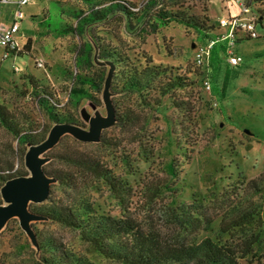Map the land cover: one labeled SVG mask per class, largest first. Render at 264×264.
<instances>
[{"label":"rangeland","instance_id":"rangeland-1","mask_svg":"<svg viewBox=\"0 0 264 264\" xmlns=\"http://www.w3.org/2000/svg\"><path fill=\"white\" fill-rule=\"evenodd\" d=\"M110 2L126 4L132 14L126 17L112 11L103 20L85 26L82 34L68 30L76 25V14L84 15L91 6L105 7ZM174 3L175 0H35L22 6L20 33L14 40L21 45L29 38L30 48L6 58H2L0 48V106L7 110L14 127L31 129L35 134L47 135L59 120L87 129L89 119L106 115L102 90L111 63L112 103H116L119 113L128 109L138 115L137 120L131 125L113 123L103 128L101 141H80L62 134L51 153L43 154L47 159L43 166L64 168L57 157L63 150L80 149L97 157L132 186L128 214L145 229L158 230L168 240L177 237L178 232L182 236L178 229L174 231L170 208L188 202L192 192L203 195L214 183L216 197L207 196L203 201L212 219L211 228L200 230L196 240L216 236L230 243L249 231L242 228L217 236L220 219L264 209V16L261 23H256L257 37L235 43L234 50L242 56L240 63L229 65L218 45L216 51L221 49L220 54H211L196 69L193 56L197 44L204 43L203 36L175 21L156 25L154 15L164 9L199 23L204 18L213 21L238 16L241 8L234 0ZM8 7L0 5L1 13ZM86 42L93 47L92 66H76L79 48ZM142 70L146 74L139 75L148 88L141 95L133 89L125 90L127 78ZM75 75L90 76L101 83V90H89ZM174 75L185 78L181 85L162 95L169 76ZM205 75L211 84L209 91L202 86ZM29 77L38 89L51 94L58 120H51L37 105ZM74 87L88 90L93 98L74 104L68 99ZM27 148L20 147L15 136L0 124L3 169L11 165L12 171L22 170L29 175L24 165ZM72 170L83 183L96 184L97 189L82 184L81 191L87 189L97 212L119 216L117 200L105 185ZM252 179L259 191L248 184ZM155 184L168 188L151 198L150 189ZM51 189L52 196L61 195L55 181L50 183ZM29 224L32 230H42L58 245L84 255L93 264H114L90 253L77 230L44 218L31 219ZM37 255L34 244L19 226L18 217L9 218L0 228V259L6 264H39ZM239 264H264V258L259 262L239 260Z\"/></svg>","mask_w":264,"mask_h":264},{"label":"trees","instance_id":"trees-1","mask_svg":"<svg viewBox=\"0 0 264 264\" xmlns=\"http://www.w3.org/2000/svg\"><path fill=\"white\" fill-rule=\"evenodd\" d=\"M246 1L249 2L253 12L258 16L256 23H261L264 16V0ZM112 11L120 12L126 17L132 14L129 7L121 2H110L105 7L91 6L84 15L82 13L75 15L76 25L68 30L82 34L85 26L103 20ZM170 21L193 28L196 34L202 35L204 39L214 35L218 30L217 20L210 21L209 18H204V20L197 23L178 15L176 12H167L164 9L163 13L154 15L153 22L156 25L166 26ZM238 37L237 42L242 39H249L246 34L242 33H239ZM22 48L27 50L30 48L29 38L19 49L11 50L9 56L18 55ZM92 51L93 47L90 43L86 42L81 45L75 65L91 67L93 60ZM212 54L216 56V48L213 49ZM109 66L113 72V65L110 63ZM194 66L199 69V66L195 63ZM139 74H146V71L142 70L136 75L128 77L124 85L125 90L133 89L138 92V95H141L142 90L148 88L146 80H143ZM75 78L78 77L75 75ZM184 78L178 75L169 76V81L166 87L161 90V94L163 95L170 89L181 85ZM78 79L81 84H87L89 90L93 92L101 90V83L94 81L90 76H81ZM111 79L112 73L109 81V93L114 92ZM29 83L34 89L37 105L42 106L51 120H58L56 113L53 112L54 103L52 102L51 94L43 88L38 89L31 77H29ZM83 98L92 99V93L77 87L70 89L68 99L74 104L79 103ZM113 106L115 108V124L125 126L135 123L138 115L133 114L128 109L119 113L118 106L114 101ZM7 113V110L2 109L0 106V124L15 136L17 144L24 150L26 146L36 144L46 137L44 134L33 133L31 129H17L11 124ZM57 123L74 124V122L68 120H59ZM98 140L101 141L100 136ZM57 143L47 150L44 155L48 156ZM57 157L65 165L64 168L56 169L50 166H43V170L47 176L55 181L56 189L61 195L52 196L54 191L51 189L44 201L39 202L37 205L30 203L29 209L32 213L38 215L39 218L77 230L80 240L87 244V248L92 254H96L114 264H182L188 260H192L193 264H239V260L247 262L256 260L259 262L261 258H264V245H262L264 244L263 208H259L256 211H243L228 220L220 219L217 236L233 234L236 229H248V233L244 232L242 237L233 242L223 241L222 238L216 236H207L200 241L196 240V234L200 230H209L211 228L212 219L207 215L206 205L203 204V201L207 196L216 197L214 183L211 187L206 188L203 195L192 192L188 202L170 208L169 214L173 220L174 231L178 229L182 236H178L180 233L177 231V237L168 240L158 230L145 229L139 221L128 214L130 198L133 197L132 186L127 180L121 179L120 176L114 174L108 165L80 149H74V151L63 150L62 153H57ZM72 168L77 169L90 181L96 180L107 187L120 207L119 216L97 212L94 209L93 201H91L90 195H87V189H84V192L81 191L82 184L86 185L88 182L83 183L78 180ZM168 170L172 172L171 165H168ZM25 174L26 172L22 170L12 171L11 165L7 169H3L0 166V186L10 178L24 176ZM248 184L256 188L257 191L260 190L255 179L250 180ZM88 187L97 189L94 182L88 183ZM151 188L150 197L154 198L162 194L163 190L168 187L163 184H155ZM33 232L35 234L34 246L38 254L39 264H93L84 255L77 254L70 248L58 245L52 237L43 233L42 230L35 229ZM0 264L6 263L0 259Z\"/></svg>","mask_w":264,"mask_h":264},{"label":"water","instance_id":"water-1","mask_svg":"<svg viewBox=\"0 0 264 264\" xmlns=\"http://www.w3.org/2000/svg\"><path fill=\"white\" fill-rule=\"evenodd\" d=\"M111 73L112 69L105 78L102 90V101L106 110L104 117L89 119L87 129L70 123H55L42 141L28 146L24 154V165L29 175L10 178L0 187V196L4 202L0 205V228L9 218L17 216L19 226L35 245V234L29 220L38 219L39 216L29 210V204L44 201L53 181L43 170V163L47 160L43 154L57 143L62 134H69L80 141L95 142L99 139L100 131L114 123L115 109L109 94Z\"/></svg>","mask_w":264,"mask_h":264},{"label":"built area","instance_id":"built-area-1","mask_svg":"<svg viewBox=\"0 0 264 264\" xmlns=\"http://www.w3.org/2000/svg\"><path fill=\"white\" fill-rule=\"evenodd\" d=\"M31 0L13 1L12 21L9 24H0V48H2V58L10 55L11 50L19 49L14 37L19 29V20L22 17L21 7ZM241 8L240 14L234 17H220L216 21L218 31L205 39L203 44H197L193 60L196 65L203 66L205 60L210 57L214 48L221 45V49L226 55V62L229 65H237L242 61V56L234 50L238 40V34H246L249 38L257 37L256 21L258 16L253 12L251 5L246 0H234ZM0 2H10V0H0ZM243 17L242 15H248ZM202 86L209 91L211 84L207 75L202 77Z\"/></svg>","mask_w":264,"mask_h":264},{"label":"crops","instance_id":"crops-1","mask_svg":"<svg viewBox=\"0 0 264 264\" xmlns=\"http://www.w3.org/2000/svg\"><path fill=\"white\" fill-rule=\"evenodd\" d=\"M13 1H15V0H10V2H4V3L0 2V5H1V6L9 5L8 9H6L5 12H2V13H1V11H0V24H9V23L12 21V11H13V9H14ZM32 1H35V0H31L30 2H32ZM30 2H28L27 4H29ZM21 11H22V15H23V14H24V11H23L22 9H21ZM33 17H34V16H33ZM20 27H21V25H19V29H18V32L16 33V35H17L18 33H20ZM21 34H22V33H21ZM26 41H27V39H26ZM26 41H25V42H26ZM25 42H24V43H25ZM24 43H22L21 45H24ZM21 45H19V47H20ZM220 50H221V49H219V51H217L218 54H220Z\"/></svg>","mask_w":264,"mask_h":264}]
</instances>
